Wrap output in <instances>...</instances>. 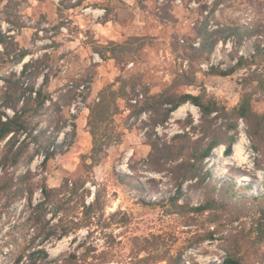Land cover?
<instances>
[{
	"label": "rangeland",
	"instance_id": "rangeland-1",
	"mask_svg": "<svg viewBox=\"0 0 264 264\" xmlns=\"http://www.w3.org/2000/svg\"><path fill=\"white\" fill-rule=\"evenodd\" d=\"M19 1L21 4L16 8L22 9L18 24L24 26L14 27V37L20 48L28 50L22 62L29 64L25 73L22 62L3 65L0 76H9L10 71L14 76L10 83L0 78V99L3 91H15L17 84L13 80L20 77L38 88L45 74L50 98L30 120L33 134L45 130V137L38 142L27 139L29 143L16 172L31 170L27 184L33 190L34 200L40 196L43 180L55 187L64 178L87 176L86 186L91 192L87 199H92L97 188L102 205L101 214L95 215L90 228L45 243L49 261L42 264L54 261L61 264L70 253L82 255L88 246H94L95 250H90L78 264H167L165 260L177 254H181L182 264H219L226 252L235 248L239 230L249 228L259 205L243 198L237 202L238 208H234L235 203L228 197L230 190L226 192L218 181L229 178L238 186L250 187L235 186L238 194L264 192L261 169L264 162L262 167H255L260 156L251 148L244 122L236 119L238 134L230 154L223 153L222 144L216 146L197 176L183 183V193L176 200L178 204L196 205L215 197L226 200L227 206L200 214L183 212L185 208H176L171 200L177 192L171 168L182 157L167 161L160 171L153 170L147 162L150 146L142 135L154 127L161 140L184 131L192 140L199 139L202 137L199 108L184 102L170 113L165 123L154 126L156 116L149 111L138 117L130 116L129 106L118 98V110L100 123L96 135L99 142L102 132L110 134L111 140L119 133L118 143L89 166L93 141L86 127L88 110L82 100H68V84L82 86L81 91L76 88L73 91L87 92L88 99L95 100L108 84L118 88L124 75L134 76L140 84L136 89L140 98L144 87H148L149 94H158L174 84L183 69L196 70L195 84L178 83L174 90L203 93L230 110L243 94L240 82L245 70L226 77L207 75L204 71L210 64L225 69L240 55L248 57L258 39L264 44V0H85L74 8L64 6L76 0ZM234 25L262 31L253 36L224 38L225 28ZM2 27L5 29L7 23L2 22ZM215 29L217 33L208 35V31ZM133 36L139 39H132ZM213 39L216 41L210 52L204 49L199 57L190 58L189 45L207 46ZM110 41L126 43L125 48L116 51L117 58L104 59L98 50L111 56L109 48H104ZM253 85L249 88L252 107L262 112L264 95ZM20 87L23 90L24 85ZM20 89L14 96L19 95ZM21 105L22 101L18 108ZM0 110L13 114L9 108ZM214 124L221 138H225L222 121L216 119ZM39 143L41 151L34 153ZM49 143V151L52 146L54 155L42 164L44 146ZM32 153L33 159L26 162L27 155ZM206 171L209 176L202 179ZM122 174L127 176L121 177ZM1 204L0 201V264H11L20 242H13L6 231L16 213L10 208L4 211ZM210 231L211 238L207 237Z\"/></svg>",
	"mask_w": 264,
	"mask_h": 264
},
{
	"label": "trees",
	"instance_id": "trees-1",
	"mask_svg": "<svg viewBox=\"0 0 264 264\" xmlns=\"http://www.w3.org/2000/svg\"><path fill=\"white\" fill-rule=\"evenodd\" d=\"M85 0H76L72 3L65 4V8H74L79 6ZM63 3V2H62ZM19 0H0V69L5 64H17L22 62L23 58L29 53L27 49L20 48L14 37V27L22 28L23 24H18L20 10L16 6L20 5ZM2 22L7 23V27L3 29ZM59 23L57 27L60 25ZM225 36L243 35L253 36L260 31L257 28H250L246 25L227 26L225 28ZM218 30L208 31V35L217 33ZM132 39H139L133 36ZM253 46L252 53L247 57L240 55L236 61L229 67L223 69L217 65L210 64L204 74L217 76H231L237 72L245 70L241 77V87L243 94L234 107L228 110L217 102L214 97L207 98L205 94H192L189 92H177L174 86L178 83L193 85L195 84L196 70L189 71L183 69L174 80V84L166 87L158 94H149L148 87H144V94L137 98L136 89L140 86L137 79L123 76L120 79L118 88H113L114 84H108L100 91L98 98L88 99L87 92L80 93L73 91L77 86H72L68 90L67 98L82 100L85 104L88 115L86 121L87 130L92 135V148L89 159L92 164L101 159L112 145H116L119 139L118 135L101 133L102 139L97 142L96 135L98 133L100 123L105 122L118 110L116 100L123 99L130 109V116H139L142 112H150L155 117V124L162 125L169 117L170 113L184 102H191L196 105L200 111V125L202 137L199 139H191L189 133H175L167 140L161 138L154 131V127L149 132L145 131L142 135L148 145L150 151L148 153L147 162L155 171H160L163 164L170 160H176L182 157V160L173 165L171 171L176 182V194L171 200L176 208L183 209V212L191 211L196 214L205 211H214L217 208L227 206L226 200L210 197L196 205L178 204L176 200L182 195L183 183L197 176V171L202 168L203 161L209 157L213 149L222 144L223 153L229 155L234 140L238 134L236 119H241L246 126V135L250 141L251 148L260 156L256 164V168L262 167L264 162V111L257 112L252 107V94L249 88L256 87L264 95V44L258 39ZM215 39L211 40L206 46L195 48L189 45L190 58L195 59L202 55L204 49L210 52ZM126 43L108 42L104 48H109L111 56H106L103 51L98 50L102 58H117L116 51H121ZM176 47V46H175ZM28 61L22 62V73H25L28 67ZM9 76H0L4 83H10L14 72L10 71ZM48 76L45 74L42 84L35 88L32 82H24L20 77L13 80L17 84L14 92L3 91L0 99V107L9 108L13 111L9 115L5 110H0V201L2 209L8 212V208L16 213V217L7 226V237L13 239V242H20L14 251V258L11 264H42L49 261V253L45 247V243L53 242L75 233L82 228H90L95 222L96 214L100 215L101 195L100 190L96 188L91 200L87 197L91 194L87 188V176H76L72 178H64L58 186L51 187L46 181L40 184V196L33 199V190L28 183L31 170L27 168L24 171L16 172L20 165L23 154L26 151L29 138L33 142H38L39 138L45 137V130H40L33 134V128L30 126V120L36 115L46 100H49V94L46 89ZM20 80V81H19ZM182 81V82H181ZM23 87V90L22 86ZM21 89H20V88ZM20 89L18 96H14ZM25 91L27 95L24 97ZM32 93L34 96L32 97ZM24 97L23 99L21 98ZM136 98H133V97ZM22 99V100H21ZM134 99V102L130 100ZM22 101V105L18 108V103ZM30 104L34 106L30 107ZM57 104V103H55ZM113 106V110L111 109ZM189 117V116H188ZM111 119V118H110ZM220 119L224 126V137L221 138L220 130L215 127L214 120ZM145 125V123H144ZM72 129L75 130V123H72ZM25 133L21 138V134ZM53 143V142H52ZM40 144L34 153L40 150ZM50 144L44 146L42 164L54 155V148ZM34 153L28 154L26 162L31 161ZM88 165V164H87ZM200 165V168H199ZM264 173V166L261 168ZM11 170V171H10ZM209 176L206 171L203 178ZM122 174L121 177H126ZM91 182V181H90ZM221 188L229 191V201L235 203L234 208H238L237 202L243 198H250L253 203L259 205L258 209L252 214L251 223L247 230L241 228L237 234L235 248L228 250L225 257L219 264H264V192L259 194H242L237 193L234 187L250 188L248 185H237L236 182L229 178L218 181ZM26 185V186H25ZM97 186V184H94ZM230 186V187H228ZM230 188V189H228ZM23 199V201H22ZM18 202L16 203V201ZM261 202V203H260ZM232 205V204H231ZM187 208V209H186ZM212 221H215L212 220ZM253 234V238L250 235ZM213 232L210 231L207 237H212ZM203 239V238H201ZM250 240H253L250 242ZM95 250L94 246H88L86 252L77 255L75 252L70 253L63 258L61 264H78L79 261L85 260L87 253ZM140 259V258H138ZM167 264H182L181 254L174 257L170 256L165 260ZM58 264V261H54Z\"/></svg>",
	"mask_w": 264,
	"mask_h": 264
},
{
	"label": "built area",
	"instance_id": "built-area-1",
	"mask_svg": "<svg viewBox=\"0 0 264 264\" xmlns=\"http://www.w3.org/2000/svg\"><path fill=\"white\" fill-rule=\"evenodd\" d=\"M72 86H74L73 82H69L68 87L71 88ZM81 89H82V86H81L80 88H79V87L76 88L77 91H81ZM132 101L134 102L135 100H132ZM73 107H74V104H73V106L70 108L71 111H73Z\"/></svg>",
	"mask_w": 264,
	"mask_h": 264
}]
</instances>
